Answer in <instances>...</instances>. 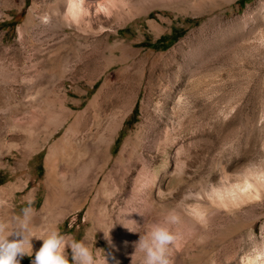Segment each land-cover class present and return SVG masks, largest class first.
Wrapping results in <instances>:
<instances>
[{"label":"rangeland","instance_id":"374dc122","mask_svg":"<svg viewBox=\"0 0 264 264\" xmlns=\"http://www.w3.org/2000/svg\"><path fill=\"white\" fill-rule=\"evenodd\" d=\"M34 2L0 0V64L21 70L0 112V222L28 208L38 235L142 264L139 232L174 213L173 264H264V0H97L113 16L83 0L80 21L24 30Z\"/></svg>","mask_w":264,"mask_h":264},{"label":"clouds","instance_id":"9594fccd","mask_svg":"<svg viewBox=\"0 0 264 264\" xmlns=\"http://www.w3.org/2000/svg\"><path fill=\"white\" fill-rule=\"evenodd\" d=\"M22 211L15 226L0 222V264H21L23 256L32 257L31 264H107L104 253L96 256L83 241L69 238L59 227H49L38 235L28 208ZM176 220L177 216L170 213L165 222H153L139 232L134 253H140L142 264H173L171 245L177 235L170 225ZM33 238L42 241L34 256Z\"/></svg>","mask_w":264,"mask_h":264},{"label":"bare ground","instance_id":"6f19581e","mask_svg":"<svg viewBox=\"0 0 264 264\" xmlns=\"http://www.w3.org/2000/svg\"><path fill=\"white\" fill-rule=\"evenodd\" d=\"M82 1L83 0H52L51 2H49V0H48V2H47V0H46V2H44L43 4L41 3L42 5L34 2V3H32V5L30 7V11L28 14V21L24 26L25 27L24 30H29V28H33L35 26H40L41 24L46 28H57V27L60 28L64 24H66L67 21H65V18H67L68 15L72 16L76 20V18H78L77 15L80 14V11L83 9L82 5H84V4H81ZM93 4L96 6L95 8H96V10H98L99 13H97V14H99V15L100 14L102 15V12H105L107 14H110V16H113L116 12L115 9H112L110 6L106 5V3L97 2V0H94ZM94 5H92V6H94ZM84 7H87V6L84 5ZM211 9H214V7L211 6ZM87 10L88 9L86 8L85 11H87ZM36 12H37V14L35 15ZM81 12H83V10ZM81 15H83V13ZM44 17H45V19H44ZM91 20H95V19H91ZM79 21H80V19H79ZM20 72H21V70L19 67L18 68L17 67H8V65H6V64L5 65L2 63L0 64V112L2 111L3 106L5 105L6 95L8 93L13 92L12 86L14 85V83L17 82L16 85H19ZM13 88H14V86H13ZM102 145H101V150L103 153V158H105V162L103 165L105 166L108 163L109 159L107 156L106 147H104V146L102 147ZM137 150H138V145L132 146L131 150L129 152V157L131 155H133V153H135ZM123 171H124L125 176L128 177L127 181H129L130 169H129L128 163L124 164ZM12 188H13V185H5V186L0 187V213H1L0 219L8 218L9 220H13L12 214L6 212L7 211V205H6L7 204V198L10 196ZM126 188H127V183H125L123 181V183H121L120 189L125 191ZM132 190L134 193L135 192L136 193H142L143 195H145L147 197V199L149 200L150 204L155 203L156 199L154 198V196H156V195L162 196L163 195V188L161 185L158 186L157 193L155 195V190H154V187H153V184L151 181H149L148 183L146 182V183L142 184L141 182H139L138 179H136L135 182L133 183ZM243 192H245V191H243ZM29 212L31 215V219L34 218L33 211L31 210ZM121 245H122V243H121L120 237H116V238L112 239L110 241L109 253L114 254V252L117 251Z\"/></svg>","mask_w":264,"mask_h":264},{"label":"trees","instance_id":"16d2710c","mask_svg":"<svg viewBox=\"0 0 264 264\" xmlns=\"http://www.w3.org/2000/svg\"><path fill=\"white\" fill-rule=\"evenodd\" d=\"M242 1H245V0H239V2H242ZM174 37V35H172V36H170V37H166V36H162V37H160V38H158V39H156V41L154 42L156 45L157 44H162V43H164V42H170V41H172V38Z\"/></svg>","mask_w":264,"mask_h":264}]
</instances>
